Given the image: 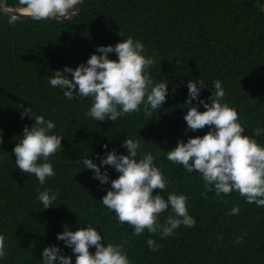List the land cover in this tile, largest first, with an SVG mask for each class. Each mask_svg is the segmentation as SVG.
Wrapping results in <instances>:
<instances>
[{"label":"trees","instance_id":"1","mask_svg":"<svg viewBox=\"0 0 264 264\" xmlns=\"http://www.w3.org/2000/svg\"><path fill=\"white\" fill-rule=\"evenodd\" d=\"M6 5L23 6L19 0H6ZM128 36L141 40L143 54L155 59L148 69L153 82L169 84L162 108L151 115L141 105L115 122L94 121L85 115L90 98L68 100L50 85L52 71L75 68L97 46ZM189 79L204 82V99L215 91L213 81L221 80L223 102L237 110L244 134L264 128V0H89L73 20L13 23L0 13V235L6 253L0 264H42V249L48 245H59L74 262L71 248L56 235L64 227L74 231L88 224L101 231L106 243L122 245L130 264H264V206L248 203L238 191L207 192L199 173H188L166 157L179 138L186 141L209 130L185 133ZM28 107L53 120L52 131L64 136L63 147L49 158L56 175L44 185L14 163L13 147L25 125L35 120L21 118ZM127 136L152 153L167 181L165 197L169 192L187 197L194 226L182 224L167 237L147 229L136 235L102 205L111 183L102 185L92 170L83 169V158L89 155L99 163L96 153L116 149L127 154L122 147ZM255 138L264 145V134ZM104 167L110 180L119 175ZM48 188L58 196L44 209L37 195ZM234 206L239 214H229ZM170 212L161 213L160 221ZM150 236L159 245L156 251L147 245Z\"/></svg>","mask_w":264,"mask_h":264},{"label":"clouds","instance_id":"2","mask_svg":"<svg viewBox=\"0 0 264 264\" xmlns=\"http://www.w3.org/2000/svg\"><path fill=\"white\" fill-rule=\"evenodd\" d=\"M79 2L19 0L28 16L36 21L68 17ZM5 6L6 0H0V8ZM14 21L15 17L9 19V23ZM109 53H115L117 58H110ZM143 53L144 43L132 36L114 45H99L86 62L75 68L65 66L52 71L49 83L60 89L68 100L90 98L92 103L85 115L94 121L115 122L126 113L140 111L141 105L151 115L152 110L162 108L169 84L164 79L153 82L148 69L155 59ZM213 85L215 91L211 90V95L204 99L200 96L201 89L206 87L204 82L199 79L187 81L188 98L184 102L187 111L183 116L187 124L185 133L205 126L209 130L202 136H188L186 141L179 138L174 148L165 151L166 157L174 164L182 165L188 173H199L207 192L214 191L219 196L238 191L248 203L264 206V145L255 138L264 134V128H252V136L244 134L245 126L240 122L237 110L223 102V82L216 79ZM194 100L197 103L194 104ZM26 115L34 116L35 120L31 126L25 125L13 147L14 163L22 173L34 174L44 185L49 177L56 175L49 158L63 147L64 136L52 131L56 127L53 120L33 114L29 107L21 113V118ZM2 132L0 129V144L4 143ZM102 147L107 149L108 145ZM122 147L127 154L118 153L116 149L96 153L99 163L89 155L83 158V169L92 170L100 184L111 183L100 200L102 205L114 213L120 223L131 226L136 235L147 229L150 234L167 237L182 224L194 226L196 220L188 212L187 197L175 192H169L165 197L167 181L152 153L142 150L140 140L128 136ZM104 166L114 168L119 175L110 180L108 168ZM155 189L162 190L163 195L160 192L154 194ZM57 196L58 193L48 188L40 191L37 199L47 209L53 206ZM169 208L171 212L161 222L160 214ZM229 214H239V206H234ZM56 239L71 248L75 261L71 255L64 254L59 245H48L42 249V264H130L123 246L106 243L101 231L91 224L74 231L64 227ZM147 245L152 251L159 248L151 236ZM93 247L95 251L91 252ZM5 255V239L0 235V260Z\"/></svg>","mask_w":264,"mask_h":264},{"label":"water","instance_id":"3","mask_svg":"<svg viewBox=\"0 0 264 264\" xmlns=\"http://www.w3.org/2000/svg\"><path fill=\"white\" fill-rule=\"evenodd\" d=\"M89 0H80V2L73 7V10H70V14L68 17L60 18V19H48V20H73L75 17H77L86 3ZM25 9L23 6H9L6 5L3 8H0V13H2L5 17L8 19L15 17V22H28V21H36L33 20L32 17L28 16V14L22 12ZM44 20V19H42Z\"/></svg>","mask_w":264,"mask_h":264},{"label":"bare ground","instance_id":"4","mask_svg":"<svg viewBox=\"0 0 264 264\" xmlns=\"http://www.w3.org/2000/svg\"><path fill=\"white\" fill-rule=\"evenodd\" d=\"M22 12H24V13L28 14V13H27V10H26V8H25V9H24Z\"/></svg>","mask_w":264,"mask_h":264}]
</instances>
